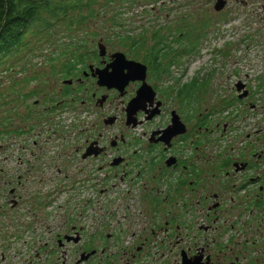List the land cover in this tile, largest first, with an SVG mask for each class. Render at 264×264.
Returning <instances> with one entry per match:
<instances>
[{"label": "rangeland", "instance_id": "obj_1", "mask_svg": "<svg viewBox=\"0 0 264 264\" xmlns=\"http://www.w3.org/2000/svg\"><path fill=\"white\" fill-rule=\"evenodd\" d=\"M225 1L226 6L217 13L213 9L216 0H95L90 7L93 17L86 19L82 25H79L77 13L68 15L64 23L60 21L62 26L58 23L49 32L40 27L33 28L25 39L27 50L20 52L9 62L1 63L0 206L6 207V183L11 173L15 176L22 174L27 164L34 163V153L42 158V168H47L45 178L53 179L61 193L56 194V201L51 191L53 187L49 186L52 184L47 182L45 200L48 203L41 212V215L44 214V222L33 223L26 211L24 215H16L24 208L27 209L24 205L10 212L14 214L12 219H0V264H75L78 257L71 248L65 247L62 252L56 249L55 241L51 240L54 234L69 230L75 223L82 230V242L93 236L92 245H85L84 250H89V246L98 252L102 248L107 250L100 259L96 257L88 264H121L118 256L111 255L117 253L120 244L128 242L121 241V234L125 232L126 236L131 237L136 232L133 224L135 212L139 208L133 207L134 193L126 194L125 200H121V192L132 189L130 179L133 177L125 178L119 187L113 177L90 174L85 178L78 174L85 172L86 166L78 160L75 162L71 144H74V137L77 136L78 139L79 128L88 124V119L82 123H72L69 114L61 112L57 127L52 128L47 124L40 126V122L50 113L40 118L34 115L31 120L36 121L33 133L29 129V132L23 134L20 131L25 130V126H32L31 121L26 125H19L17 122L23 123L22 119L12 118V113H22L23 107L19 102L35 86H48L57 81L56 86L62 87L61 80L69 79L66 78L69 74L64 76L60 73L55 75L57 79L54 80H28V76L35 73L40 77L49 74V67L53 65L54 59L59 61L55 66L63 64L64 57H58L61 51L71 52L77 46V54L88 55L91 63L98 57L94 55L98 54L97 43L100 40L109 53L120 52L127 55L128 49L122 45L125 37L134 40L138 38L145 44L142 49L144 54L150 47H154V34L163 36L166 45L173 47L174 54L180 55H170L163 60L162 68H168L166 74H162V83L166 87H163V94L176 100L178 97L175 92H178V87L186 85L190 100L184 116L190 121L188 125L196 122L198 117H204L212 129L219 122L230 123V132L227 129L225 136L220 142H216L215 147L210 148L213 143L211 141L205 150L216 154L221 151L220 147L231 145L238 148L233 155L240 157V148L245 143H250L255 154H263L264 0ZM82 11L87 15L85 7ZM158 26L164 27V31L158 33ZM180 36L183 39L177 48L175 40ZM189 49L191 53L182 54V51ZM171 57L174 64L171 63L170 67L168 63ZM17 60L20 61L16 63ZM78 77L73 78V90L78 85L75 80ZM239 83L244 86L243 92H247V96L241 100L237 96L242 92L237 93L235 89V85ZM42 95L39 92L33 100H40ZM10 99L12 100L9 101ZM13 100L17 104L11 109ZM81 100L83 99H78L77 103ZM38 108H41L40 104ZM74 110L78 109L74 107ZM221 126L222 123L219 129ZM152 127L138 128L130 136L139 138ZM38 132L41 136L37 139L35 135ZM217 132L219 137L220 132ZM214 136L216 133L211 136L212 140ZM33 141L38 142L36 147L33 146ZM58 169L61 170L60 174L57 173ZM23 175L28 180L34 177V173ZM57 178L61 179L59 184ZM116 183L118 185L114 188L109 187ZM82 187L87 190L81 191ZM101 189L107 191L100 194ZM73 199L85 202L90 207L85 224L82 220H75L72 224L63 222L61 215L64 212L67 215L71 211ZM57 205L62 208L57 209ZM8 210L11 209H5L6 212ZM106 215L110 218L106 219ZM105 236H110L109 240ZM116 236L119 238L117 243L114 241ZM115 244H119L117 248L114 247Z\"/></svg>", "mask_w": 264, "mask_h": 264}, {"label": "flooded vegetation", "instance_id": "obj_2", "mask_svg": "<svg viewBox=\"0 0 264 264\" xmlns=\"http://www.w3.org/2000/svg\"><path fill=\"white\" fill-rule=\"evenodd\" d=\"M159 29L164 31L162 26H158L157 31ZM111 56L106 50L105 57L98 56L91 63V58L84 59L70 71L67 81L61 80L62 87L56 86L57 81L48 86H35L19 102L23 107L22 113H12L13 119H22L23 123L17 122L19 125H26L34 115L40 118L50 113L40 126L47 124L56 128L59 109L63 105L76 107L78 110H74L73 123L88 119V124L79 128L78 139L74 137V144H71L75 162L78 160L86 166V171L78 174L85 178L90 174H102L107 178L113 177L119 183L133 177L130 179L132 189L122 192L121 200H125L126 194L134 193L133 205L135 209L139 208L133 224L136 232L131 237L125 232L121 234V241L128 242L115 244L114 247H119L117 253L111 256H118L121 264H264V152L255 154L250 143L240 148V157L233 155L238 148L231 145L220 147L221 151L216 154L206 151L211 141L210 148L215 147L227 129L230 132V123L219 122L212 129L204 117H198V122L188 125L190 121L184 116L190 100L186 85H181L175 92L176 100L163 94V87L166 88L162 83L163 75L129 55L124 54L128 61L146 66L145 83L154 92V101L149 100L151 92L148 91L142 101L130 104L143 80L126 79L129 72L122 65L117 69L119 81L115 83L116 87L99 85L97 71L106 68L105 73L113 71L109 67ZM62 69V66H51L49 74L41 77L38 73L27 75L28 80H54ZM75 77H78L75 79L78 85L73 90ZM64 81L70 83L64 84ZM39 92L43 94L40 100H33ZM78 99L83 100L77 103ZM157 103H160L158 108ZM16 104L13 100L11 109ZM135 110L138 111L133 113ZM152 113H155L154 117L149 119ZM174 121L183 127V133L173 136L166 144L164 139L161 140V134ZM31 123L32 126H25V130L20 132L26 134L30 129L33 133L36 121ZM134 123H141L139 128L153 127L136 138L130 136L136 130V127L132 128ZM220 123L222 126L219 129ZM217 131L220 132L219 137ZM157 132H160L159 135ZM214 133L216 136L212 140ZM40 136L38 132L35 138ZM37 145L38 142L33 141V146ZM88 149L97 155L83 158ZM33 155L37 157L34 163L27 164L23 170L26 175L34 173L32 180L25 179L23 173L17 176L11 173L6 183V207L0 206V219H12L14 214L10 212L24 205L27 209L16 215H24L26 211L33 223L44 222L41 212L48 203L45 200L48 181L52 184L49 186L53 187L51 191L56 200V188L59 186L53 179L45 178L48 172L47 168H42V158L39 154ZM57 173L60 174L61 170L58 169ZM57 180L59 184L61 179ZM90 180L93 178L90 177ZM71 204V211L61 215L63 222L72 224L75 220H82L85 224L90 207L75 199ZM8 207L11 210L6 212ZM61 208L57 205V209ZM81 231L75 223L69 230L54 234L51 240L62 252L65 247H70L78 257L75 264H88L96 257L100 259L106 248L98 252L89 246V250H84L85 245L91 244L93 236L82 242ZM109 237L105 236L108 240ZM118 240L116 236L114 241L117 243ZM92 252L94 254L78 263L82 256Z\"/></svg>", "mask_w": 264, "mask_h": 264}, {"label": "trees", "instance_id": "obj_3", "mask_svg": "<svg viewBox=\"0 0 264 264\" xmlns=\"http://www.w3.org/2000/svg\"><path fill=\"white\" fill-rule=\"evenodd\" d=\"M95 0H0V65L4 62H9L12 58L16 57L20 52L27 50L26 36L28 32H31L33 28H42L49 32L53 29L56 24H62L66 21V17L70 14H77L79 19V25H82L86 19L93 17L94 13L91 11L90 7L94 5ZM87 9V15L83 13L82 8ZM69 25V22L68 24ZM66 25V26H67ZM162 32V29L157 31ZM156 43L153 48L146 50L142 54V49L145 48V44H142V40L138 38L134 40L130 37H125V41L122 42L126 52L131 58L135 60H141L143 63L147 64L152 71L160 72V74H166L168 68H162V63H164L165 57L168 56H180L174 54L173 47H169L165 43L163 36L159 34L153 35ZM183 38H177L175 40V45H181V40ZM164 41V43H163ZM161 42V43H160ZM76 49L67 52L61 51L58 55L60 59H65L63 64H59L63 67L61 70V75H66L67 77L71 75L72 71L76 65L82 63L84 59L88 58V55L77 54ZM171 51L173 53H171ZM191 53L190 49L187 51H182V54L188 55ZM73 60V62H72ZM20 60H17L18 63ZM172 57L168 66H171ZM57 59H54L52 66ZM14 64V63H13ZM12 64V65H13ZM68 66H72L69 69ZM61 77V76H60ZM63 78V77H61ZM1 97V94H0Z\"/></svg>", "mask_w": 264, "mask_h": 264}, {"label": "water", "instance_id": "obj_4", "mask_svg": "<svg viewBox=\"0 0 264 264\" xmlns=\"http://www.w3.org/2000/svg\"><path fill=\"white\" fill-rule=\"evenodd\" d=\"M225 5H226L225 0H216L213 9L215 12H220L224 9ZM97 48H98V56L101 58L105 57L106 51H105V46L102 44V41H99L97 43ZM111 59H112V62L109 67H111L113 71L111 73H105L107 68L102 71H97V77H98L97 83L101 86H107V87L115 86L116 87L117 85L115 83L119 81V77L117 75V69L121 67L122 65L129 72V74L125 77L126 79H130V80L142 79L143 80V85L139 88V90L136 93V97L130 102V104L138 102L140 99L142 101L145 98V93L148 91L151 92L150 99L149 98L148 99L152 102V100L155 97V94L153 93L151 87L145 83L146 66L143 64L137 63L135 61H128L126 57L120 52H116L112 54ZM64 83L69 84L70 82H64ZM125 83H126V80H125ZM242 89H243V85L241 84L236 85L237 92H241ZM245 96H246V93L243 92L242 94H239L238 98L241 99ZM159 105L160 103H157V108L159 107ZM137 111L138 110H135L133 113ZM153 114L155 113H152L151 118L149 119H152V117H154ZM139 124L141 123H138V124L134 123L132 128L136 127ZM159 133L160 132H157L156 134L159 135ZM181 133H183V127L177 121H174L173 125H170L165 130H163L161 134L163 135V138H161V140L164 139V143L168 144V142L173 136L177 134H181ZM89 155L96 156L97 153L92 154L91 152H89V149H88L87 152L83 155V158H86ZM74 241H77V240H74ZM92 254H94V252L90 253L87 256H82L78 263L85 261Z\"/></svg>", "mask_w": 264, "mask_h": 264}]
</instances>
